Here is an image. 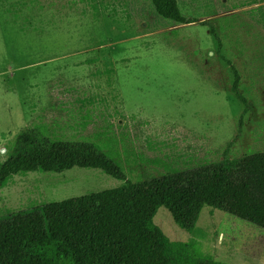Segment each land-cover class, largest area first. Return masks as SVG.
Instances as JSON below:
<instances>
[{
  "label": "rangeland",
  "instance_id": "1",
  "mask_svg": "<svg viewBox=\"0 0 264 264\" xmlns=\"http://www.w3.org/2000/svg\"><path fill=\"white\" fill-rule=\"evenodd\" d=\"M178 1L196 22L163 19L150 0H0V164L39 125L96 144L132 182L264 151V0ZM226 60L249 102L240 135ZM122 184L78 167L17 175L0 189V218ZM154 223L199 257L264 264V229L220 210L205 207L193 233L164 207ZM130 264H163L153 237Z\"/></svg>",
  "mask_w": 264,
  "mask_h": 264
},
{
  "label": "trees",
  "instance_id": "2",
  "mask_svg": "<svg viewBox=\"0 0 264 264\" xmlns=\"http://www.w3.org/2000/svg\"><path fill=\"white\" fill-rule=\"evenodd\" d=\"M163 19L190 24L178 0H150ZM259 22L264 27V10ZM211 35L220 44L213 27ZM232 66L233 92L242 102L239 135L249 102ZM111 71V70H109ZM45 125L26 128L0 164V189L17 175L98 169L123 181L117 188L10 213L0 218V264H130L140 243L153 237L163 264H226L194 253L193 241L174 242L155 225L162 207L182 230L193 233L205 207L264 229V151L161 177L132 182L115 159L84 140L53 139Z\"/></svg>",
  "mask_w": 264,
  "mask_h": 264
}]
</instances>
